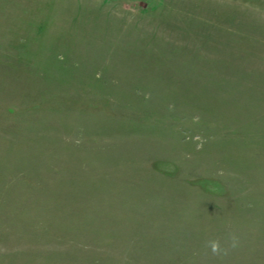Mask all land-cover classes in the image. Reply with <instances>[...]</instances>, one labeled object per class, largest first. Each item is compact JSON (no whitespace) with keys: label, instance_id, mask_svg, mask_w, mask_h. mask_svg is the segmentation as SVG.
Wrapping results in <instances>:
<instances>
[{"label":"rangeland","instance_id":"rangeland-1","mask_svg":"<svg viewBox=\"0 0 264 264\" xmlns=\"http://www.w3.org/2000/svg\"><path fill=\"white\" fill-rule=\"evenodd\" d=\"M0 264H264V0H0Z\"/></svg>","mask_w":264,"mask_h":264},{"label":"clouds","instance_id":"clouds-1","mask_svg":"<svg viewBox=\"0 0 264 264\" xmlns=\"http://www.w3.org/2000/svg\"><path fill=\"white\" fill-rule=\"evenodd\" d=\"M239 237L234 232H229L223 241L220 238H210L205 242V248L218 258L228 255L230 250L239 247Z\"/></svg>","mask_w":264,"mask_h":264}]
</instances>
